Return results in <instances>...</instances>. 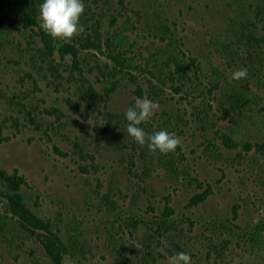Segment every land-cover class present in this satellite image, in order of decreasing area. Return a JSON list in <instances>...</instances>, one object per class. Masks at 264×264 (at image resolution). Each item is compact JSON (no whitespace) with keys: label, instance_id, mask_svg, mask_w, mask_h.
I'll return each instance as SVG.
<instances>
[{"label":"rangeland","instance_id":"374dc122","mask_svg":"<svg viewBox=\"0 0 264 264\" xmlns=\"http://www.w3.org/2000/svg\"><path fill=\"white\" fill-rule=\"evenodd\" d=\"M83 3L75 64L41 54L40 27L23 25L18 0H0V168L24 178L28 206L64 241L78 232L80 252L62 264H168L181 251L192 264H263L264 0ZM119 31L130 63L106 94ZM167 48L191 60L190 81L166 67ZM137 98L159 102L141 127L181 137L175 153L127 135ZM167 212L170 223H152ZM19 222L0 198V264H55L43 233Z\"/></svg>","mask_w":264,"mask_h":264},{"label":"trees","instance_id":"16d2710c","mask_svg":"<svg viewBox=\"0 0 264 264\" xmlns=\"http://www.w3.org/2000/svg\"><path fill=\"white\" fill-rule=\"evenodd\" d=\"M43 0H18V7L15 15L23 23L24 26L34 28L40 27L38 21L39 5ZM41 29V28H40ZM2 36L3 35V32ZM41 37L43 46L39 49L41 54L47 53L49 56L58 53L61 59H65L68 55H72L73 62L76 64L78 61L80 48L75 43L60 42L53 39L47 33L41 29ZM112 47L110 49V58L114 61V66L105 68V82L104 91L106 94H111L116 91L118 86L123 82L126 76V68L130 63V60L125 56L124 48H126L130 41L128 36L119 31L117 35H114L112 40ZM185 57H181L179 53L175 52L171 48L166 49V55L163 56V62L168 69H171V74L179 81L187 82L192 79L190 75V62ZM78 89V88H77ZM245 102H248V96L244 92H238L233 95L232 106L241 111ZM167 127V126H166ZM168 128V127H167ZM229 141H232V137L227 136ZM25 180L22 176L17 174H8L5 170L0 168V198L5 199L8 203L10 211L18 217L21 227L35 234L37 232L43 233L44 246L48 256L53 260L55 264H62V260L65 255H75L80 252L78 242V232H69L68 241H64L60 235L54 232L52 224L39 216L33 209H31L26 201V197L23 194L22 188ZM204 197L198 196L194 201L195 203L202 201ZM169 212L164 214L161 219L153 220V224L162 226L168 224L171 221L169 218ZM2 223V222H1ZM263 227V230L260 227ZM2 230L6 233L5 221L1 225ZM260 231H264V224L257 226V234ZM264 264V263H263Z\"/></svg>","mask_w":264,"mask_h":264},{"label":"clouds","instance_id":"9594fccd","mask_svg":"<svg viewBox=\"0 0 264 264\" xmlns=\"http://www.w3.org/2000/svg\"><path fill=\"white\" fill-rule=\"evenodd\" d=\"M85 12L83 0H43L39 5L40 28L55 40L71 42L85 31L81 17ZM248 76L246 68L232 73V79L242 80ZM160 110L158 101L148 98H137L135 106L126 112V133L141 146L147 145L150 152L161 154L175 153L182 145V138L167 130H159L148 134L142 124L148 122ZM168 264H192L191 255L177 252L168 259Z\"/></svg>","mask_w":264,"mask_h":264}]
</instances>
